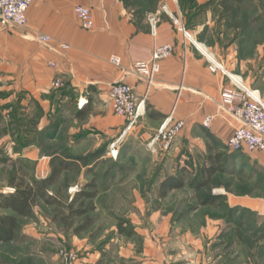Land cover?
Instances as JSON below:
<instances>
[{
  "label": "rangeland",
  "instance_id": "obj_1",
  "mask_svg": "<svg viewBox=\"0 0 264 264\" xmlns=\"http://www.w3.org/2000/svg\"><path fill=\"white\" fill-rule=\"evenodd\" d=\"M154 1L142 0L140 4L150 5ZM174 1L190 3L197 12L200 10L197 3L203 0ZM204 1L212 13L225 19L226 26L235 22L236 31L245 36L247 44L259 43L256 70L248 86L258 90L264 99V0ZM60 80L62 85L53 84L50 91L58 98L57 103L47 112L32 94L16 93L15 87L0 85V192L12 190L8 183L16 172L42 181L55 171L60 160H77L76 166L62 172L58 182L49 187L65 204L56 207L39 201L35 217H21L22 228L33 227L38 233L30 235L25 242L0 243V264H67L64 254L68 251L75 252L79 264H144V258L149 256L157 258L159 264H185L186 259L179 254L189 242L183 236L185 228L190 226L194 233L191 237H202V243L209 240L207 233L198 234L204 220L199 213L191 212L200 209L214 215L220 208L210 204L204 207L200 195L205 197L222 190L225 197L263 200L264 166L255 164L253 152L233 156L229 164L233 171H219L200 195L186 185L159 196L161 180L167 175L188 166L187 178L197 177L209 162L208 139L204 133L208 126L189 125L178 136L183 144L175 155H170L161 143L156 149L149 146L161 124L147 116V108L136 128L123 135L124 127L120 124L121 130L108 133L96 126L92 116L95 112H86V108L76 110L71 102H62L73 92L65 80ZM79 110L86 113L84 118L77 116ZM231 119L234 120L232 116ZM121 134L116 145L118 155L114 158L111 146ZM218 151L229 153L225 147L214 150ZM90 157L95 163L87 166L83 159ZM93 182L97 196L86 201L93 208L84 216L64 220L63 215L69 214L71 198L79 191H93V186H89ZM82 201L75 203L74 210L82 207ZM90 219L89 228L79 230ZM122 221L135 225L133 236L118 232ZM252 224L249 221L236 226L223 239L230 245L239 237L254 252L252 263L264 264V244L259 242L264 237ZM224 247L221 245L208 253Z\"/></svg>",
  "mask_w": 264,
  "mask_h": 264
},
{
  "label": "crops",
  "instance_id": "obj_2",
  "mask_svg": "<svg viewBox=\"0 0 264 264\" xmlns=\"http://www.w3.org/2000/svg\"><path fill=\"white\" fill-rule=\"evenodd\" d=\"M160 1L143 5L142 0H35L27 11L26 27L3 28L0 24V85L15 87L16 93L32 94L47 112L58 99L50 93L53 82L63 79L73 94L65 96L62 102H71L76 110L86 108V112H95L92 116L96 126L110 133L121 130V125L125 128L126 119L112 110L108 91L115 81H125L140 98L146 95L150 119L161 123L172 115L187 123L178 136L189 125L203 127L204 118L214 116L207 129L232 153L234 150L228 149L227 141L238 123L223 105V89L231 85L220 71L209 69V56L248 85L256 70L259 43L247 44L245 36L236 31L235 22L226 26L225 19L212 13L204 0L197 3L200 7L197 12L187 2ZM77 5H87L93 10L92 29L80 24L74 10ZM173 16L179 17L190 30L192 40L183 36ZM152 18L156 20V37L151 33ZM41 35L50 36L51 41L39 40ZM155 42L172 43L174 52L161 62V72L149 82L133 71V65L151 57ZM114 54L122 59L120 67L110 62ZM178 136L166 150L170 155H175L183 144ZM253 153L255 164L264 166V151ZM225 193L212 192L223 195L214 205H220L214 215L200 209L191 212L199 213L204 220L198 234L207 233L209 240L202 243V237H191L194 233L187 225L183 236L189 242L179 253L187 261L183 263L253 264L254 252L239 237L230 245L223 238L236 226L249 221L264 237V198L255 201L236 195L225 197ZM22 229L31 236L38 233L33 227ZM259 242L264 244V240ZM221 245L225 247L208 253ZM144 261V264H159L157 258L150 256Z\"/></svg>",
  "mask_w": 264,
  "mask_h": 264
},
{
  "label": "built area",
  "instance_id": "obj_3",
  "mask_svg": "<svg viewBox=\"0 0 264 264\" xmlns=\"http://www.w3.org/2000/svg\"><path fill=\"white\" fill-rule=\"evenodd\" d=\"M34 1L0 0L1 27H26L28 22L27 11ZM164 8L166 9L165 6ZM74 10L83 28L92 29L95 26L93 10L89 6L77 5ZM151 22L153 23L151 33L153 37H156V20L152 18ZM173 22L179 27L186 39L192 40L193 36L190 30L181 22L179 17L173 16ZM38 39L45 42L51 41V37L48 35H41ZM173 50L174 45L172 43L155 42L151 57L133 65V71L151 82L161 72V62L172 56ZM110 61L117 66L122 64L121 57L116 54L111 57ZM209 61V69L212 72L220 71L229 78L231 85L229 88L223 89V105L226 107L230 117L232 116L238 124L234 126L231 137L227 141L228 149L238 152L264 151V99L261 93L244 84L241 78L231 73L229 74L225 66L216 59L214 60L209 56ZM51 65L56 66L54 63H51ZM61 85V80L56 79L54 86ZM108 96L112 110L126 119V126L122 132L125 135L136 126L138 119L146 111V95L140 98L131 84L125 81H115L109 88ZM213 118L214 116L207 115L203 120L204 125L210 126ZM160 124L158 134L151 138L149 146L156 149V145L161 143L164 150H169L187 123L183 120H176L170 115ZM122 134L111 146V154L114 158L118 155L116 145L123 136ZM64 257H66L67 264H79V259L74 251L65 252Z\"/></svg>",
  "mask_w": 264,
  "mask_h": 264
},
{
  "label": "trees",
  "instance_id": "obj_4",
  "mask_svg": "<svg viewBox=\"0 0 264 264\" xmlns=\"http://www.w3.org/2000/svg\"><path fill=\"white\" fill-rule=\"evenodd\" d=\"M238 3H242L244 0H234ZM146 104V108H147ZM77 116L84 118L86 113L84 111H77ZM152 117L154 116L151 114ZM155 117V116H154ZM205 134L209 137L208 142V151L209 153V162L204 164V167L201 169L199 175L193 178H187L188 166H185L181 169L180 172L175 174H169L164 179L161 180V185L159 187V196H166L170 191L175 190L176 188H182L186 185L193 188L197 195H200L202 190L205 189L208 185L212 183L213 176L220 172H232L233 169L230 168V161L233 156H237L238 151H233L224 155V153L214 150L225 147L222 141L213 136V134L207 129H204ZM97 156V155H94ZM93 156V157H94ZM93 157L83 159L85 164H93L95 162ZM6 161L5 158H3ZM93 159V160H92ZM77 165V160L62 159L59 161V166L55 171L45 180L38 181L32 180L31 178H26L23 175H19L17 172L14 173L9 181V186L12 187L11 191L0 192V243H9V242H25L30 238V235L23 232L21 217L33 218L35 214V206L39 201H43L45 204L50 206L60 207L64 205L63 199L59 198L56 194L51 193L49 187L57 183L60 175L65 170H69ZM89 186H93V191H82L72 197V201L68 205L69 214L67 216L63 215L64 220L75 216H84L92 209V206L86 204L88 200H94L97 196L96 184L89 183ZM223 195L215 194H206L205 197L200 195L201 205H217L218 201L221 200ZM83 199L82 207L74 210L75 203ZM59 214V212H58ZM61 214V213H60ZM92 223V219L88 220L84 225L80 226L79 230L89 228ZM118 232L126 236H133L136 233L134 225L129 224L127 221L119 222Z\"/></svg>",
  "mask_w": 264,
  "mask_h": 264
}]
</instances>
